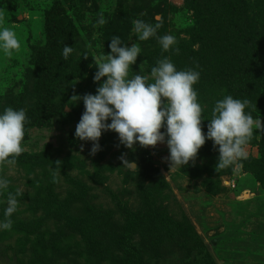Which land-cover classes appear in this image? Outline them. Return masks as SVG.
Masks as SVG:
<instances>
[{"label": "rangeland", "instance_id": "obj_1", "mask_svg": "<svg viewBox=\"0 0 264 264\" xmlns=\"http://www.w3.org/2000/svg\"><path fill=\"white\" fill-rule=\"evenodd\" d=\"M226 2L233 3L239 48L255 58L228 48L231 77L211 56L232 20L216 0H0L5 26L21 44L11 57L0 53V110L23 108L29 121L16 164L0 165L10 182L0 219L8 192L22 193L12 229L0 231V264H264V131L254 130L238 171L216 168L211 140L194 161L170 168L166 143L130 150L112 131L102 132L91 155L93 142L75 136L83 102L70 104L73 95L95 94L105 79L93 81V59L110 51L115 35L140 45L131 70L149 82L165 56L178 70L200 71L194 88L203 132L225 95L248 99L245 111L264 125V0ZM157 14L164 20L158 35H174L179 54L132 32V20L155 23ZM100 15L107 23L95 26ZM65 44L74 50L68 59ZM250 65L262 73L255 74L257 95L234 85L238 76L249 78ZM122 154L137 170L123 167Z\"/></svg>", "mask_w": 264, "mask_h": 264}, {"label": "clouds", "instance_id": "obj_2", "mask_svg": "<svg viewBox=\"0 0 264 264\" xmlns=\"http://www.w3.org/2000/svg\"><path fill=\"white\" fill-rule=\"evenodd\" d=\"M153 19L155 23L132 20V32L139 41L155 38L163 52L179 54L174 35H158V30L163 27V17L157 14ZM5 22L6 16L0 10V53L11 57L21 44L15 31L6 27ZM106 23L107 20L100 15L95 26ZM108 48L107 54L93 59L97 67L93 81L105 78L95 94L73 95L70 99V104L83 102L84 111L75 127V136L81 141L93 142L91 155L100 150L98 141L102 132L112 131L118 134L119 143L130 150H134L135 144L154 147L158 143H166L169 150L166 159L170 161V168L183 167L194 161L206 140H211L217 148L216 168L238 171L242 167L241 161L248 158L247 146L254 130L264 131L260 117L254 118L251 112L245 111L250 107L248 99L225 95L216 100L205 133L201 128V122L205 120L204 107L198 101V92L194 88L200 79V71L195 67L178 70L165 56L150 69L152 82H149V77L131 70L141 55L139 44L126 46L119 36L114 35ZM73 51L72 46L65 44L62 57L68 59ZM28 122L23 108L8 106L0 110V165L16 164L17 157L24 151L22 142ZM120 159L124 168L137 170L136 162L126 159L125 154ZM9 183L0 174V196L7 191ZM21 195L19 190L8 192L0 231L12 229V216L18 211V197Z\"/></svg>", "mask_w": 264, "mask_h": 264}, {"label": "trees", "instance_id": "obj_3", "mask_svg": "<svg viewBox=\"0 0 264 264\" xmlns=\"http://www.w3.org/2000/svg\"><path fill=\"white\" fill-rule=\"evenodd\" d=\"M218 3H220L221 5H223V7L226 9V12H224V15L226 16V18H228V16L231 17V21L229 22H226L225 23V26L227 27L226 29V33L224 34V37L222 38H219L216 42V44L213 43V45L211 46V48H213L211 51H212V57L214 59L215 62H218L216 63V67L219 69L221 68V70L223 69V73L225 72L226 75H229V77L232 76V61L233 60V57L230 55L229 56H226L228 55L227 54V49H232L233 51L237 52L238 50H240L242 53H243V57L245 56L246 57V60H249V61H254V57H252L251 54H248L247 53L249 51H251L252 49H249V50H246L245 49V53L239 48V45H238V37L235 36L234 33L231 32V29L233 28V26H235V22H234V16L232 15V10H230V8L233 6V3L232 5H229L226 0H216ZM230 33V34H229ZM226 52V53H225ZM262 60L264 62V57H262ZM232 64V65H231ZM226 66V67H225ZM251 67V68H250ZM250 72L248 73L249 75V78L248 79H245V80H242V77H237L235 80H234V85L237 86L238 89H242L241 85L243 84V87L245 88L246 92H249L247 93V95H250V94H256L257 95V92L258 90H260V87H261V84H259V76H256L255 74L256 73H259V74H262L260 69H257V65H250ZM232 85V86H234Z\"/></svg>", "mask_w": 264, "mask_h": 264}]
</instances>
